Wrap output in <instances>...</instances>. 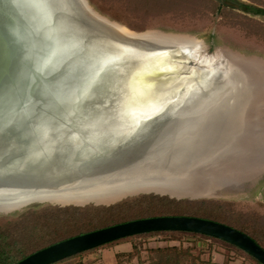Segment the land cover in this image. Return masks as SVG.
Instances as JSON below:
<instances>
[{
  "label": "water",
  "instance_id": "1",
  "mask_svg": "<svg viewBox=\"0 0 264 264\" xmlns=\"http://www.w3.org/2000/svg\"><path fill=\"white\" fill-rule=\"evenodd\" d=\"M122 28L88 0H0V206L37 203L124 178L129 185V177L141 172L152 176L140 184L198 190L212 177L208 172L235 156L224 148L255 125L254 119L246 125L247 113H222L250 92V78L232 72L236 56L221 59L201 43L195 47L173 35L125 28L137 35L131 37ZM253 67L257 81L264 70ZM83 78L93 81L86 95ZM223 88L232 91L230 105L216 104L215 92ZM258 90L252 94L261 96ZM206 106L211 113H199ZM196 120L205 125L201 131L174 136L186 121L190 126ZM197 133L208 135L207 142L198 141ZM162 231L210 236L264 264V249L248 234L213 220L172 215L80 234L16 264H54Z\"/></svg>",
  "mask_w": 264,
  "mask_h": 264
},
{
  "label": "rangeland",
  "instance_id": "2",
  "mask_svg": "<svg viewBox=\"0 0 264 264\" xmlns=\"http://www.w3.org/2000/svg\"><path fill=\"white\" fill-rule=\"evenodd\" d=\"M88 2L101 16L133 32H156L178 38L195 39L210 55H219L224 59L229 56L228 54H232L255 67L260 65L264 70V17H254L253 14L248 17L231 9L221 11L217 9L214 12L213 0H88ZM254 2L264 7V0ZM234 19H240V22L235 23ZM261 108L260 121H264V99L261 101ZM223 168L225 169V167L214 169L212 177L219 179L214 185L204 181L196 190L202 192L203 188H210L218 193L214 196L176 198L167 193L144 191L112 204L143 195L169 197L178 201L208 200L223 203L212 208L214 213L212 211L208 216L211 215L220 222L251 233L264 246V160H260L250 173L224 174ZM109 205L31 203L10 213H0V227L9 221H16L20 214L34 209L41 212L49 207L85 208ZM173 246L178 249H189L188 255L180 257L177 264H260L245 251L225 241L189 234L135 236L84 251L55 264H157L156 260L162 255L160 249Z\"/></svg>",
  "mask_w": 264,
  "mask_h": 264
},
{
  "label": "trees",
  "instance_id": "3",
  "mask_svg": "<svg viewBox=\"0 0 264 264\" xmlns=\"http://www.w3.org/2000/svg\"><path fill=\"white\" fill-rule=\"evenodd\" d=\"M213 6L212 9L214 12L220 8L215 2H213ZM234 22H240V19H234ZM221 204L223 203H215L208 200L178 201L170 199L169 197L143 195L126 199L109 206H92L85 208L74 206L60 208L49 207V209L41 212H37L34 209L31 212L20 214L16 221H9L5 226L0 227V264H16L32 253L60 241L136 219L165 215H194V217L197 216L199 218L220 222V220L208 215L209 213L212 214V211L214 213L212 208H215L217 205L221 206ZM220 223L225 224L224 222ZM240 231L247 233L264 249V246H262L251 233L243 229ZM146 234H170L172 236L189 234L197 237L216 239L198 233L182 231H162ZM140 235L144 234L135 236ZM127 238L119 239L100 247ZM160 252L162 255L156 260L157 264H173V261L177 264L180 257L188 255L189 249H178L173 246L160 249Z\"/></svg>",
  "mask_w": 264,
  "mask_h": 264
},
{
  "label": "bare ground",
  "instance_id": "4",
  "mask_svg": "<svg viewBox=\"0 0 264 264\" xmlns=\"http://www.w3.org/2000/svg\"><path fill=\"white\" fill-rule=\"evenodd\" d=\"M122 31H123V33H125V35H129L131 37L137 36L134 33L129 32L125 28H122ZM140 36L142 37L145 35H140ZM146 37L149 38L148 35ZM182 39L183 40L178 39L180 41L178 43L188 44V45L195 46V47L199 46V42H197L195 39H191V38H182ZM171 41H173V40H171ZM228 55H229V57H231V56L233 57L232 54H228ZM239 61L240 60H238L236 57L231 59V63L233 64L232 68L235 71V72L234 71H232V72L236 73L237 77L240 79L242 77L243 80L247 81L248 78H250V86L247 89L250 92L247 91L248 94L243 99V101L240 97H238V99L235 100L236 106L234 108H232V110L230 112L228 111V112H222V113H247V115L245 117H243V118H246V121H245L246 125L248 126V123H250L249 122L250 119H254L255 125H252L253 123H251L249 128L245 127V130L242 131L240 135L238 133V137H236L238 139V142H233V144H231L230 147L224 148V150H225L224 153L226 155L229 153L235 154V156L231 160H229V162H227V164H225L226 166H223V167H225V169L223 168L224 171L222 173L230 174V175L250 173L252 168L255 167L257 165V163L260 162V160H264V121L263 120L260 121L261 119L258 118L262 112V111H260L261 100L264 98V71H261V76H259V79L257 81H255L254 76L256 74L253 73L254 71L252 70L254 68L253 64L246 62V64L243 65ZM245 66H247L248 68H246ZM233 73H232V75H233ZM253 81H255V82H253ZM256 88L259 89L258 91H259V94L261 96L254 95V93L252 94V92H254V89H256ZM231 92H227V89L224 90V88L219 93L215 92V96L218 97L217 99L220 98L216 102V104L217 105L219 104L220 106L227 105V104L230 105L231 104L230 101L233 98L231 96V94H232ZM261 97H262V99H261ZM209 107L210 106L204 107L201 110V112H199V113H203L204 111L211 113V110L209 112V109H208ZM206 109H208V110H206ZM191 118L196 119V118H200V117L197 116V117H191ZM194 119H192V120H194ZM206 119H207V117H206ZM197 121L198 120H196L195 122H197ZM251 122H253V120ZM186 123H187V121H186ZM186 123H184L183 126L180 128L183 131H180L178 134H176L174 136L177 137L178 135H180V133H190V132H192V129H195V132H196L197 128L199 129V130L197 129L198 131H201L203 129L202 127L205 126V125L202 126V124H203L202 122H201V124H199L198 122L197 123L192 122L190 126L188 125L189 122L187 124ZM218 126H212L211 128L217 130ZM187 128L190 129V131H187ZM242 128H243V125H242ZM192 133L194 134V132H192ZM193 136H195V135H192L189 137H193ZM198 136H199L198 141L200 140L202 142L203 141L207 142L206 138L208 135L205 136V135H202L201 133H199ZM194 143H195V141H194ZM194 146H197V145H194ZM187 153H189L188 150H187L186 154ZM214 155L216 157L217 153H213V156ZM157 156L158 155L155 154V157H157ZM215 157H213V158H215ZM154 173H156V172H154ZM208 173H209L208 175H210V176L213 175L212 172H208ZM146 176L151 177L152 174L146 173V172H141V173H139L133 177H129V178H131V180L129 181L130 186L126 183V180H124V179H128V178H124V179H119L117 181H113L111 183H107L108 186L103 184V183H97V184L92 185V186L83 187V190L75 192V193L72 192L70 194H67V192H64L62 194H56L55 196H52V197L41 198L43 200H39L36 202L45 201V202H51V203L61 204V205H67V204L84 205V204H88V203L109 205V204H112L114 202L120 201L124 197L136 194L138 192H144V191H146V192L147 191H154V192H158V193H162V194L167 193V194H169L173 197H176V198L210 197V196H214L215 194H218L217 192L212 191L210 188H208V189L203 188L201 190L202 192H200V191H196L194 189L189 190V191H187L185 189L182 190V188L175 189L174 187L172 188L170 185H167V184H163V185L152 184V185H150V184H148V182H144V183L140 184V182L142 180H144ZM206 181L208 183H211L214 185V183L217 182V179H215L213 177H209ZM127 185L129 186L128 188L126 187ZM227 192L228 191H226L225 194H227ZM29 203L30 202L25 201L23 203H19L16 205L11 204V206H0V213H10V212L22 209L23 207H25Z\"/></svg>",
  "mask_w": 264,
  "mask_h": 264
},
{
  "label": "flooded vegetation",
  "instance_id": "5",
  "mask_svg": "<svg viewBox=\"0 0 264 264\" xmlns=\"http://www.w3.org/2000/svg\"><path fill=\"white\" fill-rule=\"evenodd\" d=\"M213 1L220 6V8L218 9L219 11H221V9H231L235 12L242 13L243 15H246L248 17H251V14H253L254 17L256 16L264 17V7L261 5H257V3L254 2V0H213ZM244 10L247 12H244Z\"/></svg>",
  "mask_w": 264,
  "mask_h": 264
},
{
  "label": "snow or ice",
  "instance_id": "6",
  "mask_svg": "<svg viewBox=\"0 0 264 264\" xmlns=\"http://www.w3.org/2000/svg\"><path fill=\"white\" fill-rule=\"evenodd\" d=\"M81 87L84 89L81 95H86L87 91L90 90L91 87H93V81H90L87 78H83V83L81 84Z\"/></svg>",
  "mask_w": 264,
  "mask_h": 264
}]
</instances>
